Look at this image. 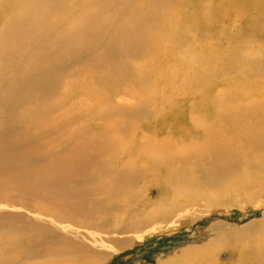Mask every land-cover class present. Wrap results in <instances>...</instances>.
I'll use <instances>...</instances> for the list:
<instances>
[{
  "label": "bare ground",
  "instance_id": "bare-ground-1",
  "mask_svg": "<svg viewBox=\"0 0 264 264\" xmlns=\"http://www.w3.org/2000/svg\"><path fill=\"white\" fill-rule=\"evenodd\" d=\"M101 1L0 0V248L4 251V259L0 260V264H65L64 260L59 261L54 257L74 254L77 250L89 251L87 256L79 259L83 264H97V261H92L99 259L105 248L112 245L116 239L121 240L119 238L125 231L127 234L131 233L135 225L131 222L124 229L118 225L117 231L105 230L103 221L107 219L108 213H120L122 207L116 208L113 201L105 204L91 200L92 195L96 193H110L107 189L109 186L117 196L124 190L123 186L106 185L96 181L104 171H110V167L100 164L101 167L96 168L98 171L94 173L96 169L89 167L94 158L89 149L92 145L88 144L84 136L79 137L76 142H70V130L65 123H58L66 118H58L56 116L59 114H56L63 103L62 94L66 92V98L71 94L70 79L72 81L73 77H80L90 69L97 68L96 71L100 72L97 76L101 78L104 72L110 71L115 75L113 85L117 90L113 93L105 90L103 96L108 100L111 97L115 99L117 95L130 97L129 87L134 84L135 76L129 69H126L127 72H123L122 76L120 71L117 73L120 64L128 67V62L134 60V66L139 69L136 58H147L152 52L163 56L167 55V50L186 52L181 48L182 44L190 46H187L188 48L197 44L195 38L191 43L184 42L192 39L186 36L187 33L200 32V28H205L203 30L206 36L222 32L226 35L229 30L228 22L231 20L229 15L240 19V15L233 12L242 5H245L244 8L242 6L238 10L242 12L243 8L241 22L245 27V34L236 31L232 32L233 35L220 39L227 45L234 42L240 46L248 37L255 40L257 36L256 40L264 42V0H105L108 4L104 8H110L112 5L117 9L118 13L113 17L111 15V18H106L104 14L101 16L99 9L95 10L94 7ZM191 8L192 10H189ZM218 10L221 13H218ZM117 21L119 26L106 27L108 22L114 24ZM215 22L218 23L216 27ZM181 33L186 35L182 36ZM196 52L197 50L193 49L192 54ZM261 57L249 61L241 60L233 54L226 64L221 62L224 64L221 65L223 71L219 68L217 72L218 66L213 65H208L207 68H217L215 73L218 75L230 71L229 74L233 73L237 77H252L245 69L248 67L251 72L264 73V56ZM174 59L181 64L180 76H188L182 65L185 61L182 58ZM196 59L199 61L198 57ZM243 62H246L245 69ZM143 71L145 72L142 69ZM177 72L178 70L174 71V76L172 75L176 87L183 84ZM143 81L145 83L146 80ZM194 82L197 85L198 81ZM189 84L191 83L189 82L188 86ZM89 91L92 96H97L103 90ZM172 93L159 97V102L164 108L168 106L171 110L177 103L180 107L187 106L189 98L185 94L178 93V97L175 90ZM230 98H206L199 102L204 118L200 123L209 124L202 126L189 123L190 133L196 134V131L203 129L206 136L201 144H195V140V143H189V146L183 145L180 152L181 149L192 150L199 146L197 150H204V153L209 155L211 167L216 168L218 162L214 164V160L220 157L226 148L228 160L223 163L222 159L218 160L222 163V168L216 175L221 177L231 171L239 173L240 181L250 184L247 185L248 188H244L245 191L253 190L254 196L259 192L264 197V124H261L264 121V106L258 102L231 106L235 101ZM154 104L156 106L155 99ZM242 106L246 107L247 114H240ZM109 108H104L101 113L112 116L113 112L110 113ZM145 108L147 106L144 107V112ZM161 110L164 109L160 106L155 109L162 113ZM192 111L197 112V109ZM142 126L143 123L138 124L135 135H139ZM121 133L127 134V129ZM96 135L99 136L100 133ZM83 137L85 139H81ZM152 139L154 142V138ZM183 141L184 138L178 139L173 146L169 145L170 142L165 145L154 143L148 151H144L145 155L141 154L149 162V167L145 162L138 168L139 172L146 169L154 171V167L165 166L169 169H176L178 166L180 168L177 170L184 169L186 159L192 151H186L183 155L179 152L180 155L175 156V149L180 147ZM238 141H244L245 145L240 146ZM109 144L113 149L115 143L111 141ZM129 151L130 149L123 148L116 152L111 156L110 164H119L120 158L123 159V155L126 157L125 154ZM89 158L91 159L88 162ZM134 162L136 163L135 160ZM72 163L83 167L80 174L74 173ZM122 168L123 171L114 173L116 179L120 176L121 182L133 183L138 180V176L141 179L140 173L138 176L137 173L129 175L130 167ZM255 169H260L261 173H248ZM133 170H137V167L132 168ZM210 176L214 175L211 173ZM14 193L18 194L17 198L16 195L13 196ZM121 196L123 198V195ZM97 209L101 213H97ZM157 220H164V216ZM95 235L105 238L97 239ZM42 260L45 261L41 262Z\"/></svg>",
  "mask_w": 264,
  "mask_h": 264
},
{
  "label": "rangeland",
  "instance_id": "rangeland-1",
  "mask_svg": "<svg viewBox=\"0 0 264 264\" xmlns=\"http://www.w3.org/2000/svg\"><path fill=\"white\" fill-rule=\"evenodd\" d=\"M100 4L102 5L100 6ZM100 4H97L98 6L96 5L94 8L95 10L99 9L101 16L106 15L105 17L108 18L107 16L112 15L113 17L118 13L112 5L110 8L108 7L109 9L104 8L108 4L107 1L102 0ZM242 6H239L238 9ZM243 8L241 9L242 12L238 9L233 12L240 15V19L236 18L235 15H229L231 20L228 22L229 30L226 35H223L224 32H222L214 36H206L203 30L205 28H200V32L190 31L187 35L181 33L182 36L186 35L189 39L192 38L190 41L184 40L185 43H191L195 38L197 42L195 47L188 48L190 46L182 44L181 48L186 52L180 53L179 50H167V55L164 56L152 52L147 58H136L138 60L135 61L139 69L134 66V60L128 62V67H123V64H120L117 73L120 71L119 74L124 75L123 72L126 73L129 69L132 70L135 76L134 84L129 87L130 97L117 95L115 99L111 97L108 100L103 96L108 90L112 93L117 90V87L113 85L115 75L110 71L102 72L104 75L101 78L97 76L100 72L96 71L97 68H95L86 70L80 77H77L79 75L73 77L72 81L70 79V86L72 85L71 99L70 96L66 98L67 93L64 92L61 96L63 103L56 114L59 115H55L58 118H66L58 121V123H65L68 130H70L71 134L68 135L71 139L70 142H76L79 137L84 136L88 144L92 145L89 149L94 154V158L89 165L90 168H99L101 167L100 164L110 167L108 169L110 171H104L97 177L98 180L96 181L106 185L123 186L124 190L121 194L123 195L122 198L121 195L114 194L111 186H109L107 189L110 193H96L92 195L91 200L95 199V201L105 202V204L113 201L116 208L120 209L122 207L119 210L120 213L112 211L108 213L107 219L103 221L105 230L117 231L118 225L123 226L121 229H124L125 226H129V223H135L131 233L127 234L125 231V234L119 238L121 240L116 239L113 242V244H116L115 246L112 244L108 248L106 247L105 252L100 254L99 259L93 260L92 263L97 261V264H264V197H262V193L258 192L254 196L253 190L245 191L244 188H248L247 185L250 184L246 181L241 182L238 176L239 173L234 171L221 177L216 175L222 168L221 164L228 160L227 156L229 154L226 148L223 149V154L220 152V157L214 160V164L218 162L216 168L211 167L210 161H208L209 155L204 153V150H197L199 146L197 148L195 146L192 150L181 149L180 152L183 145L189 146V143L195 142V144L199 142L201 144L204 136H206L201 128L200 132L196 131V134L190 133L189 125V123L201 124L202 126L209 124L200 123L202 120L204 121L201 114L202 106L199 104L202 99H221L224 96L227 99L231 96L230 99L235 101L230 104L231 106L251 102H258L261 106H264L263 72H251L248 67H244L246 62H243V67L246 68L245 72L248 70L246 73L251 74L252 77H237L233 73L229 74L230 71H224L222 75L216 74L219 72V68L223 71L221 65L224 64L221 62L226 64L227 61H230L228 58L233 54L241 60L249 61H255L258 56H264V42L256 40L257 36L255 40L251 37L246 38L243 41L245 44L242 43V46L239 43L238 46L234 42L227 45L223 39H220L221 37L227 38L231 34L233 35L232 32L236 31L245 34V27L241 22ZM189 10H192V8ZM218 13H221V11L218 10ZM84 16L87 18L86 15ZM110 25L117 27L120 24L119 21L114 24L108 22L106 27ZM217 25L218 23L215 22L214 27ZM147 44L149 45L148 41ZM193 49L197 52L192 54ZM193 56L198 57L199 61ZM174 58H182L185 61L182 65L188 76H180L181 64L176 62ZM150 63L152 64L150 65ZM208 65L218 66L217 72L215 73L217 68H207ZM147 66L155 72L148 69ZM142 69L145 72H142ZM177 70V75L180 76L179 80L183 83L180 86L178 85V88L173 84V73ZM197 71L201 74H198ZM119 74L118 77H120ZM194 79L198 81L197 85H195ZM143 80H146L145 83ZM120 82L123 83V80ZM189 82L191 84L188 86ZM234 83L238 85L235 84V87ZM239 84H242V86H239ZM92 89L103 91L98 93L97 96H92L89 91ZM63 90L66 89L63 88ZM173 90H175L176 96H178V93H182L189 98L187 106L180 107L177 103L174 108L169 110L167 103L168 108H164L163 104L159 102V97H163V95L166 97ZM219 96L220 98H218ZM97 101L99 102L97 103ZM158 105L164 109L161 110L162 113L155 111L159 107ZM146 106L144 112L143 109ZM107 107H112V109L109 108L110 113L113 112L112 116L101 113ZM192 109H197V112H193ZM240 110L242 115L248 113L244 106ZM139 123H143V126L139 135H135ZM261 124H264V121ZM126 129L128 133L122 134L121 132ZM96 133L104 136H97ZM73 134L74 136H72ZM189 136L195 138L191 139ZM84 137L81 139H85ZM181 137L184 138V141L180 143V147L175 149L177 151L175 156L178 157L180 153L183 155L186 151H192L188 155L189 158L186 159L187 164L184 169L177 170L180 166L176 169H169L165 166L154 167V171L146 169L139 172L140 169L138 168L144 165L145 162L146 166L149 165L147 159L144 158V151H148L154 143L165 145V143L170 142L169 145L173 146L175 142H178V139L182 140ZM152 138H154V142ZM111 141L115 143L113 149L109 144ZM53 143L55 144V142ZM237 143L242 147L245 145L244 141H238ZM203 146L204 144L201 146L202 149ZM123 148L130 149L125 154L127 156L124 157L123 155V159L121 157L118 161L119 164L111 165V156ZM256 150L258 151V146ZM256 150L253 151L256 152ZM139 154L144 155L139 156ZM90 159H88V162ZM218 160H221L222 163L220 164ZM121 161L123 162L121 163ZM122 166L130 167V176L135 173L138 176V173H140L141 179L138 176V180L133 183L121 182L120 176L116 179L114 175L116 172L124 170ZM134 166L137 167V170L132 171V168H135ZM72 168H75V174H80L83 170L81 165L77 166L73 163ZM97 171L98 169L94 173ZM90 173L92 175V172ZM211 173L214 176H210ZM248 173L259 175L261 171L255 169L248 171ZM110 174L113 175L109 177ZM262 174L264 177V166L262 167ZM13 196L17 198L18 194L14 193ZM126 201L129 203L125 204ZM96 212L101 213L98 209ZM163 216L164 220H157ZM104 236L95 235L97 239L100 237L105 238ZM71 248L73 247L71 246ZM88 254V250H77L74 254H65L61 255V258L59 256L54 258L59 261L60 259L64 260L63 263L65 262V264H77V261L79 264H83V261L79 259ZM3 259L4 251L0 248V260Z\"/></svg>",
  "mask_w": 264,
  "mask_h": 264
}]
</instances>
